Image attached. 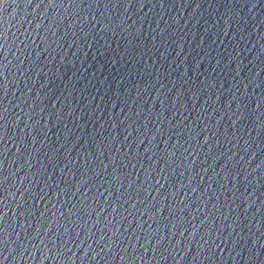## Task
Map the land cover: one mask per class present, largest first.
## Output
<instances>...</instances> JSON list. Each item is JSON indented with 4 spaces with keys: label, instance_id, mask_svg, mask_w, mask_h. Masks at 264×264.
Masks as SVG:
<instances>
[{
    "label": "water",
    "instance_id": "95a60500",
    "mask_svg": "<svg viewBox=\"0 0 264 264\" xmlns=\"http://www.w3.org/2000/svg\"><path fill=\"white\" fill-rule=\"evenodd\" d=\"M0 264H264V0H0Z\"/></svg>",
    "mask_w": 264,
    "mask_h": 264
}]
</instances>
